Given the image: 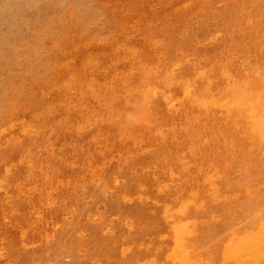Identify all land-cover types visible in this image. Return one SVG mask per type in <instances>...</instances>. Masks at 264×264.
<instances>
[{"label":"rangeland","instance_id":"obj_1","mask_svg":"<svg viewBox=\"0 0 264 264\" xmlns=\"http://www.w3.org/2000/svg\"><path fill=\"white\" fill-rule=\"evenodd\" d=\"M249 52L264 68V0H0V264H181L183 221L191 264H230L264 168L199 132L263 80Z\"/></svg>","mask_w":264,"mask_h":264},{"label":"bare ground","instance_id":"obj_2","mask_svg":"<svg viewBox=\"0 0 264 264\" xmlns=\"http://www.w3.org/2000/svg\"><path fill=\"white\" fill-rule=\"evenodd\" d=\"M199 28V27H198ZM209 28V26L207 27ZM206 30V29H205ZM211 31V29L209 30ZM210 34V33H209ZM209 34L207 36H209ZM214 34V33H213ZM249 34V35H248ZM246 35L243 36L242 40L246 37V39L248 40L250 37H253L252 33H248ZM242 35V34H241ZM258 35V34H256ZM260 36V35H259ZM216 37V36H215ZM212 38V37H211ZM210 38V40H211ZM197 39V37H196ZM240 39V38H239ZM239 39L237 41H239ZM199 40V39H198ZM245 41V40H244ZM257 42V40H256ZM191 43V42H190ZM188 42V44H190ZM198 43V41H197ZM213 43V42H212ZM261 43V41H260ZM259 43V44H260ZM207 44V43H206ZM258 44V43H257ZM258 44V45H259ZM198 45V44H197ZM180 46V45H179ZM195 46V45H194ZM203 46V44H202ZM183 47V46H182ZM199 47V46H198ZM172 51V50H171ZM193 51V50H192ZM208 51V50H207ZM172 53V52H171ZM179 54V53H178ZM194 54V53H193ZM203 54V53H202ZM249 62L256 66L257 68H259L262 72V81H257V80H252L250 81L249 85L246 86V88L243 89L242 91V95L239 97V103L231 105L229 102L224 101L223 106H224V110H223V114L221 115L222 117V124L220 125L221 127L216 130L214 125H212V127H207L206 130H203L202 132H204L202 134V132H199L200 136H199V140L203 141L204 144H206V147L209 150H220L222 151L225 155L223 157V160H229L232 159L233 157L235 158V156H238L241 158V160L244 162V167L248 168V169H253L254 167H256L258 164L261 165L264 168V68L260 67V65L252 62V53L249 52ZM201 55V54H199ZM204 55L207 57H211V54L209 52H204ZM218 55V54H217ZM195 56H197L195 54ZM198 57V56H197ZM199 58V57H198ZM255 58V57H254ZM200 59V58H199ZM215 60V58H212ZM211 59V60H212ZM218 59V58H217ZM216 59V60H217ZM179 60V59H178ZM177 60V61H178ZM182 60V59H181ZM180 60V61H181ZM210 60V59H209ZM221 62V61H220ZM239 62V61H238ZM243 63V62H242ZM209 64V63H207ZM213 64V63H212ZM245 64V62H244ZM217 65V64H216ZM215 65V66H216ZM219 65V64H218ZM240 67V65H238ZM213 67V66H212ZM214 69V68H213ZM203 70V69H202ZM241 70V69H240ZM245 70V69H244ZM243 70V73H244ZM180 72V71H179ZM252 72V71H251ZM257 72V71H256ZM201 73V72H199ZM214 73V72H213ZM240 73V72H239ZM212 74V73H211ZM242 74V73H241ZM252 75V73H250ZM255 74V73H254ZM257 74V73H256ZM167 75V74H166ZM244 75L246 76V74L244 73ZM172 76V75H171ZM178 77V76H177ZM207 77V76H205ZM228 77V76H227ZM226 77V78H227ZM241 77V76H240ZM243 77V76H242ZM143 78V77H142ZM162 78V77H161ZM164 78V77H163ZM168 78V75H167ZM179 78V77H178ZM247 78V77H246ZM255 78V76H254ZM257 78V77H256ZM260 80L261 78L258 77ZM140 79V78H139ZM164 80V79H163ZM237 80V79H236ZM243 81L242 79H239ZM156 81V80H155ZM159 81V80H158ZM241 81V82H242ZM157 82V81H156ZM192 82V81H190ZM211 83V80L209 81ZM226 82V80H225ZM229 82V81H227ZM238 82V81H237ZM236 82V84H237ZM240 82V83H241ZM245 83V82H244ZM172 84V83H171ZM178 84V83H177ZM193 84V83H192ZM200 84V83H199ZM226 86L228 85L227 83H225ZM176 85V83H175ZM238 86V85H237ZM243 86V84H242ZM162 87V86H161ZM169 87V86H168ZM178 87V86H176ZM224 87V86H223ZM225 88V87H224ZM227 88V87H226ZM225 88V89H226ZM136 90V89H135ZM163 90V89H162ZM166 90V89H165ZM191 90V89H189ZM222 90V88H221ZM138 91V90H137ZM164 91V90H163ZM215 91V90H214ZM166 92V91H165ZM170 92V91H169ZM171 93V92H170ZM175 93V92H174ZM214 94V92H212ZM216 93V92H215ZM168 94V93H167ZM129 95V94H128ZM140 95V94H139ZM200 95V94H199ZM205 95V94H203ZM212 95V94H211ZM141 96V95H140ZM213 96V95H212ZM218 96H221L220 94ZM136 97V96H135ZM161 97V96H160ZM200 97L202 98V96L200 95ZM214 97V96H213ZM143 98V97H141ZM171 98V97H170ZM175 98V97H174ZM193 98V97H192ZM204 98V97H203ZM202 98V99H203ZM149 99V98H148ZM147 99V100H148ZM159 99V98H158ZM168 99V98H167ZM166 99V100H167ZM186 99V98H185ZM183 99V100H185ZM188 99V97H187ZM165 100V101H166ZM201 100V99H200ZM199 100V101H200ZM210 100V99H209ZM214 100V98H213ZM225 100V99H224ZM212 101V100H211ZM209 101V102H211ZM159 103V101H157ZM167 102V101H166ZM184 103V101H182ZM208 102V103H209ZM214 102V101H213ZM218 102V101H217ZM222 102V101H221ZM146 103V101H145ZM155 103V102H152ZM182 103V105H183ZM188 103V101H187ZM204 103V102H203ZM212 103V102H211ZM210 103V104H211ZM143 104V103H142ZM141 104V105H142ZM164 104V103H163ZM191 104V103H190ZM153 105V104H151ZM157 105V104H156ZM154 104V107L156 106ZM160 105V103H159ZM166 105V104H165ZM169 105V103H168ZM185 105V103H184ZM194 105V104H193ZM202 105V104H201ZM200 105V106H201ZM206 105V104H205ZM211 105H217V104H211ZM167 106V105H166ZM210 106V105H208ZM151 107V106H150ZM157 107V106H156ZM160 107V106H159ZM164 107V105H163ZM196 107V106H195ZM198 107V105H197ZM172 108V107H171ZM191 108V107H190ZM211 108V107H210ZM170 109V108H168ZM167 109V110H168ZM214 109V108H213ZM133 110V109H132ZM155 110V109H154ZM166 110V109H165ZM166 110V111H167ZM179 110V109H178ZM182 112L183 109L181 108ZM188 110V109H187ZM192 110V109H191ZM217 110V108H216ZM222 111V109H221ZM220 111V113H221ZM153 112V111H152ZM155 112V111H154ZM161 112V111H160ZM186 112V111H185ZM219 112V111H217ZM216 112V113H217ZM159 113V112H158ZM165 113V112H164ZM214 113V112H213ZM131 114V113H130ZM180 114V113H178ZM183 114V113H182ZM188 115V114H187ZM159 118V117H158ZM160 119V118H159ZM203 120V119H202ZM169 121V120H168ZM204 121V120H203ZM165 124V123H164ZM170 124V122H169ZM178 124V123H176ZM140 127V126H139ZM143 131V129H141ZM193 132H196L195 129H193ZM198 132V131H197ZM83 135V134H82ZM178 136V135H177ZM167 137V136H166ZM188 137V136H187ZM186 137V138H187ZM177 138V137H175ZM178 139V138H177ZM183 139V138H182ZM191 139V138H190ZM186 141V140H185ZM176 142V141H175ZM192 143V142H191ZM180 144V143H179ZM178 143L176 145H179ZM198 145V143H197ZM201 145V144H199ZM171 146V145H170ZM167 153V152H166ZM179 153V152H178ZM160 154V153H159ZM156 155V154H155ZM179 155V154H178ZM161 159L162 158V155ZM177 156V155H176ZM177 158H179L177 156ZM182 158V157H181ZM184 159V158H183ZM180 160V159H178ZM182 160V159H181ZM160 161V160H159ZM183 161H186L185 159ZM230 161V160H229ZM228 161V163H229ZM181 162V161H180ZM209 164L207 165V167H202L199 168V172L200 175L202 177V184L206 185V188L208 189V192L213 196V198L216 199H222L220 190L218 188V177H219V171L218 169L214 168V159H212V157L209 158ZM226 162L224 161V163L226 164ZM232 162V161H231ZM233 163V162H232ZM231 163V164H232ZM223 164V163H222ZM235 164V163H234ZM229 166V165H228ZM187 167V165H186ZM221 167V166H220ZM234 167V166H233ZM185 168V167H184ZM224 170V169H223ZM229 170V169H228ZM206 173V174H205ZM244 174V173H243ZM231 178V177H230ZM74 187V186H73ZM238 189V188H237ZM244 195L248 198V200L252 201V212H251V217H250V221L252 224V230L248 235L245 233V238L241 239L239 241V249L237 251H234L232 253H230L229 257H228V261L229 263L231 262H236V264H264V209L261 207H257L255 206L256 204H258L257 202L259 201V199L262 197V195H260V193L257 190L252 189L251 187L247 186L245 187L244 190ZM227 196V195H226ZM230 196V195H228ZM236 198V196H234ZM174 198V197H173ZM233 198V197H232ZM228 199V198H226ZM215 201V199H213ZM175 201V200H174ZM182 201V200H181ZM229 201V199H228ZM64 202V201H63ZM190 202V201H189ZM213 202V201H212ZM227 202V201H226ZM211 203V202H210ZM228 203V202H227ZM189 203H185L182 207L181 213H185L186 209L188 208ZM182 206V205H181ZM198 207V206H197ZM167 208V207H166ZM199 208V207H198ZM202 208V207H201ZM180 209V208H178ZM200 209V208H199ZM198 209V210H199ZM166 210V209H165ZM170 211V210H169ZM167 210V219H173V215L175 216V214H170ZM175 211V210H174ZM169 212V215H168ZM181 218V217H180ZM176 219V218H175ZM174 220V219H173ZM217 220V219H216ZM178 221V219H177ZM168 222V221H167ZM180 222V221H179ZM72 223V222H71ZM190 223V222H189ZM173 224V223H171ZM193 225V224H192ZM72 226V224H71ZM170 226V225H169ZM175 226V225H174ZM76 228V226H75ZM189 225L188 223H184L178 226H175V232H176V236H177V244L174 250V254L171 257L172 259H174V261H178L181 264H191L190 263V255L189 252H187L184 249V239L185 236H187L186 234L189 232L188 231ZM191 228H189L190 230ZM193 229V228H192ZM75 231V230H73ZM76 232V231H75ZM44 233V232H43ZM190 233V232H189ZM72 234V233H71ZM80 234V233H79ZM76 235V234H75ZM72 236V237H76V236ZM78 235V232H77ZM47 235H45L46 237ZM65 236V235H64ZM71 237V236H70ZM190 237V236H188ZM58 239V237H56ZM68 238V237H67ZM172 238V237H171ZM243 238V237H242ZM55 239V238H54ZM80 239V238H79ZM168 239V237H167ZM73 240V239H72ZM76 240V239H75ZM74 240V242H75ZM56 241V240H55ZM61 241V240H60ZM238 241V240H237ZM236 241V242H237ZM77 242V241H76ZM80 242V241H79ZM235 242V243H236ZM58 243V242H57ZM56 243V244H57ZM64 243H67L66 241ZM75 244V243H73ZM78 244V242L75 244V246ZM232 245V243H231ZM234 247L235 244L233 243ZM72 246V245H71ZM70 246V248H71ZM44 247V246H43ZM55 247V245H54ZM59 247V245L57 246ZM61 247V246H60ZM65 247V246H64ZM230 247V246H229ZM67 248V247H66ZM80 248V246H79ZM61 249V248H58ZM227 250V248H225ZM43 250V249H42ZM46 250V247H45ZM48 250V249H47ZM231 250H232V246H231ZM44 251V250H43ZM42 251V252H43ZM52 251V250H51ZM59 251V250H58ZM68 251V248H67ZM71 251V250H70ZM79 251V249H78ZM77 251V252H78ZM173 251V250H172ZM62 252V250H61ZM66 253V251H64ZM56 253V252H55ZM64 253V254H65ZM72 253V252H71ZM74 253V252H73ZM72 253V254H73ZM168 253V252H167ZM224 253V251H223ZM67 254V253H66ZM69 254V253H68ZM229 254V252H228ZM71 254H69L70 256ZM194 255V254H193ZM223 255V254H222ZM58 256V255H57ZM61 256V255H60ZM66 256V255H65ZM195 256V255H194ZM227 256V255H226ZM64 257V256H63ZM60 257V258H63ZM223 257V256H222ZM48 258V257H46ZM68 258V257H67ZM73 258V257H72ZM53 259V258H52ZM55 259V258H54ZM53 259V261H54ZM59 260V259H58ZM196 261V260H195ZM46 262V261H45ZM51 262V261H49ZM209 262V261H208ZM53 263V262H52ZM172 263V262H171ZM199 263V262H198ZM222 263V262H221ZM230 263V264H231ZM54 264V263H53ZM200 264V263H199Z\"/></svg>","mask_w":264,"mask_h":264}]
</instances>
